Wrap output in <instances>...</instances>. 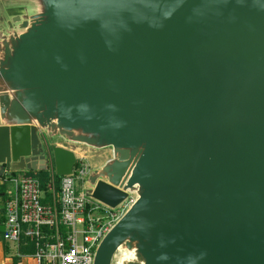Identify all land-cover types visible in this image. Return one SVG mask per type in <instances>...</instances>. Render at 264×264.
Instances as JSON below:
<instances>
[{
    "label": "water",
    "instance_id": "95a60500",
    "mask_svg": "<svg viewBox=\"0 0 264 264\" xmlns=\"http://www.w3.org/2000/svg\"><path fill=\"white\" fill-rule=\"evenodd\" d=\"M123 213L93 264H264V0H0V178Z\"/></svg>",
    "mask_w": 264,
    "mask_h": 264
},
{
    "label": "built area",
    "instance_id": "2783aa9c",
    "mask_svg": "<svg viewBox=\"0 0 264 264\" xmlns=\"http://www.w3.org/2000/svg\"><path fill=\"white\" fill-rule=\"evenodd\" d=\"M90 168L77 160L72 176L59 177V193L53 205L43 203L46 192L38 179L3 177V183H10L11 188L6 203L0 195L2 241L13 250L17 264L26 256L35 264H93L99 241L124 209L112 212L84 196L79 183L84 182ZM46 187L47 192H53L52 181ZM22 236L33 247L31 255L19 253Z\"/></svg>",
    "mask_w": 264,
    "mask_h": 264
},
{
    "label": "trees",
    "instance_id": "16d2710c",
    "mask_svg": "<svg viewBox=\"0 0 264 264\" xmlns=\"http://www.w3.org/2000/svg\"><path fill=\"white\" fill-rule=\"evenodd\" d=\"M21 175L25 178H36V179H38L41 183L42 189L46 192L45 199H44L43 203L44 204H50V205L54 204V202L56 200V195L59 193L60 178L54 175L52 166H50V169L47 172H26V173H23ZM13 176H15V174ZM51 181L54 184V188H53L52 193L47 192V187H46L47 184ZM0 195L3 198V202L6 203L7 202V189H6L5 183H3L0 186ZM3 212H4L3 208H0V214L2 215V218L0 220V240H2V233H3V229H4V214H3ZM25 242H26V245H24ZM3 244L5 245V248H6L7 244H5L4 242H3ZM19 253L21 255H24V256L31 255L33 253L32 245L29 244L28 239H26L24 236L21 237V244L19 247ZM17 263H18V258H14L13 264H17Z\"/></svg>",
    "mask_w": 264,
    "mask_h": 264
},
{
    "label": "rangeland",
    "instance_id": "374dc122",
    "mask_svg": "<svg viewBox=\"0 0 264 264\" xmlns=\"http://www.w3.org/2000/svg\"><path fill=\"white\" fill-rule=\"evenodd\" d=\"M55 144H60L63 147L71 149L72 151L75 152L77 159L79 160L80 163H86L91 168L98 167V166L102 165L105 161H107L111 157V152L109 149L93 150V149L87 148V147L82 146V145L69 144V143H66L60 139L56 140ZM17 176H22V175L17 173V174H15V176H12V177H17ZM83 183L84 182L79 183V189L80 190L83 187ZM7 186H9V188H11L10 183L7 184Z\"/></svg>",
    "mask_w": 264,
    "mask_h": 264
},
{
    "label": "crops",
    "instance_id": "0c3cea01",
    "mask_svg": "<svg viewBox=\"0 0 264 264\" xmlns=\"http://www.w3.org/2000/svg\"><path fill=\"white\" fill-rule=\"evenodd\" d=\"M3 184V178H0V186ZM6 185V189L9 190V186ZM2 218V215L0 214V220ZM14 256H13V250L10 247H6L3 244L2 240H0V264H13V260H14ZM21 263L22 264H35L34 261L26 256L21 258Z\"/></svg>",
    "mask_w": 264,
    "mask_h": 264
}]
</instances>
